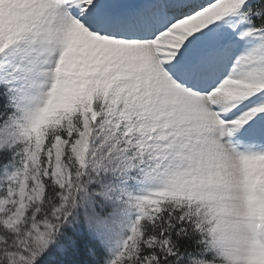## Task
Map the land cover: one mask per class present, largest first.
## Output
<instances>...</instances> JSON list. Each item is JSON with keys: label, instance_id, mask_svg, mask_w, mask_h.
Instances as JSON below:
<instances>
[{"label": "snow or ice", "instance_id": "6c2138e0", "mask_svg": "<svg viewBox=\"0 0 264 264\" xmlns=\"http://www.w3.org/2000/svg\"><path fill=\"white\" fill-rule=\"evenodd\" d=\"M0 264H264V0H0Z\"/></svg>", "mask_w": 264, "mask_h": 264}]
</instances>
